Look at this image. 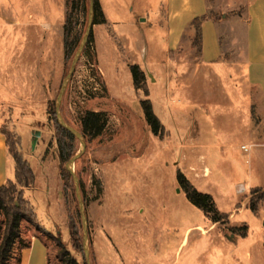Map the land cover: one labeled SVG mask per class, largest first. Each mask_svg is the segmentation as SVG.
Here are the masks:
<instances>
[{"label": "rangeland", "instance_id": "obj_1", "mask_svg": "<svg viewBox=\"0 0 264 264\" xmlns=\"http://www.w3.org/2000/svg\"><path fill=\"white\" fill-rule=\"evenodd\" d=\"M67 1H18L14 44L0 36V123L33 169L25 195L50 231L23 221L24 233L45 240L50 264H64L63 248L81 264L86 259L90 264H264V111L258 117L250 99L223 101L212 91L204 102L198 88L190 103L167 99L182 97L177 94H184L188 69L146 71L133 63V43L139 44L141 36L150 46L164 47L160 33L152 34L141 21L154 17L146 12L148 0H99L119 36L109 38L106 19L92 25V41L84 40L92 2L73 0L74 50L67 58L61 36ZM50 11L58 15L47 35L43 15ZM29 14L33 19L27 22L23 16ZM193 32L195 58L196 24ZM121 33L129 35V45ZM173 56L180 63L189 57L183 52ZM131 64L145 74L140 88L131 86ZM192 71L198 83L201 70ZM215 85L208 87L215 90ZM139 95L160 97L156 108L166 125L162 133L153 134L139 115ZM56 104L62 120L78 131L87 110H100L108 118L102 135L86 137V149L73 168L81 182L88 244L73 178L67 180L59 159L51 112ZM74 145L79 152L81 140ZM193 189L212 195L215 212L208 214L190 201L188 190ZM69 214L78 230L76 242ZM218 215L224 217L215 222ZM4 224L2 213L0 240Z\"/></svg>", "mask_w": 264, "mask_h": 264}, {"label": "crops", "instance_id": "obj_2", "mask_svg": "<svg viewBox=\"0 0 264 264\" xmlns=\"http://www.w3.org/2000/svg\"><path fill=\"white\" fill-rule=\"evenodd\" d=\"M18 1H24L25 4L32 2V0H0V36L7 35L8 41L13 44ZM148 1L146 12L150 10L154 13V17L151 19L148 15L141 21L147 23L152 34L160 33L164 47L159 50L153 44L150 46L147 36H141L139 44L133 43L137 52L133 63L143 65L146 71L150 68L156 70L161 68L188 69V73H183L184 94H177L183 98L167 95V99L171 101L172 97L173 100L183 101L184 104L190 103L189 99H193L191 94L193 91L197 92V88L204 102L208 101L205 94L210 91L216 93L215 95L220 94L223 101L229 100L230 96L239 100L242 96V98L246 97L252 101L253 113L261 117L259 113L264 111V0ZM57 15L56 11L55 13L50 11L43 15V26L47 35L49 33L47 29L52 28ZM41 16L40 14L39 17ZM23 17L27 22L33 19L32 14ZM198 17L205 18L201 23V50L199 51L198 48V55L193 58L192 54L197 49L194 43L193 21ZM106 19L105 25L109 26V38L113 39V36H119L115 31V23L111 22L107 16ZM64 25L61 22L62 39H64ZM120 36L123 38V43L129 45L131 42L129 35L121 33ZM161 52L164 54L163 57L159 56ZM181 52L189 56L187 62L180 63L174 59L173 55ZM149 60H152V63H149ZM195 67L201 70L198 83L192 79L194 75L192 69ZM127 72L131 73L129 66ZM188 77H190L189 80H185ZM133 81L132 79V87ZM168 84L171 85V83ZM213 84H216L215 90L209 89L208 86ZM144 99L146 98L139 95L140 106L137 111L147 121L141 104ZM156 99L150 100L155 114L161 120L156 108ZM170 105L168 104L169 109ZM252 121L256 123L253 119ZM162 126L165 130L164 122ZM4 132V127L0 123V186L8 180H15L16 177V164L9 153L7 137ZM153 134L155 133L153 132ZM21 242H26L28 245L21 246ZM10 264H50L49 248L45 240L39 235H26L22 224L21 238L14 245Z\"/></svg>", "mask_w": 264, "mask_h": 264}, {"label": "trees", "instance_id": "obj_3", "mask_svg": "<svg viewBox=\"0 0 264 264\" xmlns=\"http://www.w3.org/2000/svg\"><path fill=\"white\" fill-rule=\"evenodd\" d=\"M67 5L69 6V10L67 12L65 25H64V46H65L66 57L69 58L74 50L70 42V34L72 30V18H73L72 14L74 9L73 0H68ZM93 9H94L93 23L94 24L105 23L106 16L103 13L99 0H93ZM204 18L205 17H198L193 21V25L194 24L197 25L196 42L198 44L199 51L201 50V40H202L201 23ZM89 40L90 41L93 40V30H91L90 32ZM131 72L135 86L137 88H140L141 82L144 80L145 77L144 72L140 70L138 65H132ZM141 104L145 112L147 121L152 128V131L155 134L162 133L164 128L162 126L160 119L154 112L152 101L149 98H146L141 101ZM51 112L52 115H54L52 119H54L56 123V129H57L56 141L58 146L60 163L61 165H65L63 172L67 180L70 177H72L75 184L73 173L68 169L67 163L75 155L79 153L77 152V150H75V145H74L75 140L78 138L72 131L66 128L59 121L57 116L56 105L55 107L54 105L51 106ZM80 122H81L80 132L83 134L86 140L87 136H90L91 138H95L102 135L106 129V126L108 125V118L107 115L102 111L87 110L81 116ZM4 133L6 134L7 137L9 153L13 157L16 164L15 180H8L4 185L0 186V214L3 213L5 216L3 235L0 240V264H10L14 245L17 242V240L21 238L23 221H28L30 223H33L39 229H42L47 233H50V231L47 230V228L42 224L35 206L31 203L30 200L26 198L25 195L24 188L27 185H29V183H32L34 180L33 169L30 166L29 162L23 157L21 150L17 148L15 149V147L11 143L10 134L7 131H5ZM80 187H81V182H80ZM257 191H259V189L255 190V192ZM75 192H76V187H75ZM188 198L193 204L203 209L206 213L209 214L215 212L214 200L212 195L193 189V190H188ZM251 208L254 211L257 209L256 203L253 200L251 201ZM223 217L224 216L222 215H218L217 217L214 218V221L215 222L221 221ZM69 218L72 225L73 241L76 242L79 239L78 230L75 228L74 222L71 219V214H69ZM26 245H28V243L21 242V246H26ZM62 254H63L62 260L64 264H81L70 250L63 248ZM84 264H89L87 259H86V263Z\"/></svg>", "mask_w": 264, "mask_h": 264}, {"label": "water", "instance_id": "obj_4", "mask_svg": "<svg viewBox=\"0 0 264 264\" xmlns=\"http://www.w3.org/2000/svg\"><path fill=\"white\" fill-rule=\"evenodd\" d=\"M91 2L92 3H91L90 16H92V21L90 22L89 30H88L84 40H88L89 39V35H90L91 30H92V25L94 24L93 23V16H94L93 0H91ZM82 47H83V45H81V47L79 48L77 53L74 55L73 60H72L73 61V65L76 63L78 55L81 53ZM56 110H57L58 119L61 122V124H63L66 128H68L70 131H72L77 136V138H79L81 140V150L79 151V153L77 155H75L67 163V167L73 173V176H74L75 187H76V195H77V198L79 200V203H80V206H81V209H82L83 238H84V242H86L88 244V241H89L88 232H87L88 220H87V214H86V211H85V208H84V205H83V200H82V197H81L80 180H79V177L75 174V172H74V170H73V168L71 166L72 164L74 165L75 161L84 153V151L86 149V141H85V137L83 136V134L80 131L76 130L75 128H73L72 126L67 124L64 120H62V116L59 113V109H58L57 104H56ZM85 253H86L87 257H88V254H89L88 253V245H87ZM89 264H90V262H89Z\"/></svg>", "mask_w": 264, "mask_h": 264}, {"label": "built area", "instance_id": "obj_5", "mask_svg": "<svg viewBox=\"0 0 264 264\" xmlns=\"http://www.w3.org/2000/svg\"><path fill=\"white\" fill-rule=\"evenodd\" d=\"M243 149L247 150L248 148L246 147V145H243L242 146Z\"/></svg>", "mask_w": 264, "mask_h": 264}, {"label": "bare ground", "instance_id": "obj_6", "mask_svg": "<svg viewBox=\"0 0 264 264\" xmlns=\"http://www.w3.org/2000/svg\"><path fill=\"white\" fill-rule=\"evenodd\" d=\"M71 166H72V168H74V165L73 164Z\"/></svg>", "mask_w": 264, "mask_h": 264}]
</instances>
